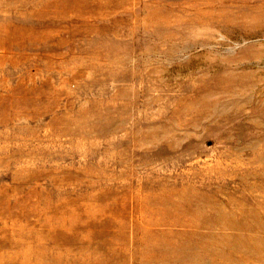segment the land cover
Instances as JSON below:
<instances>
[{
    "label": "rangeland",
    "instance_id": "rangeland-1",
    "mask_svg": "<svg viewBox=\"0 0 264 264\" xmlns=\"http://www.w3.org/2000/svg\"><path fill=\"white\" fill-rule=\"evenodd\" d=\"M0 264H264V0H0Z\"/></svg>",
    "mask_w": 264,
    "mask_h": 264
}]
</instances>
